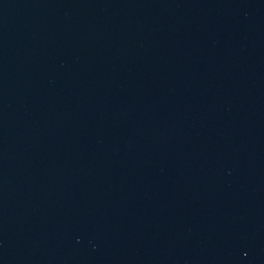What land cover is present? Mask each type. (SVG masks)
I'll return each mask as SVG.
<instances>
[{
  "label": "water",
  "instance_id": "obj_1",
  "mask_svg": "<svg viewBox=\"0 0 264 264\" xmlns=\"http://www.w3.org/2000/svg\"><path fill=\"white\" fill-rule=\"evenodd\" d=\"M0 264H264V0H0Z\"/></svg>",
  "mask_w": 264,
  "mask_h": 264
}]
</instances>
